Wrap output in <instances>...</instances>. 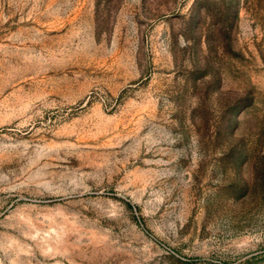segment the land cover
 <instances>
[{
	"label": "rangeland",
	"instance_id": "1",
	"mask_svg": "<svg viewBox=\"0 0 264 264\" xmlns=\"http://www.w3.org/2000/svg\"><path fill=\"white\" fill-rule=\"evenodd\" d=\"M0 264H264V0H0Z\"/></svg>",
	"mask_w": 264,
	"mask_h": 264
}]
</instances>
